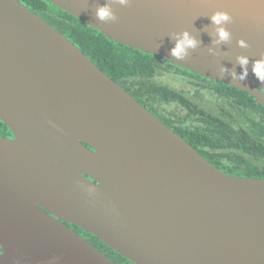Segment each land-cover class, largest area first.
I'll return each mask as SVG.
<instances>
[{
  "label": "water",
  "instance_id": "1",
  "mask_svg": "<svg viewBox=\"0 0 264 264\" xmlns=\"http://www.w3.org/2000/svg\"><path fill=\"white\" fill-rule=\"evenodd\" d=\"M46 1L264 105V0H130L115 21L112 0ZM0 119V264H117L65 222L135 264H264V177L214 165L20 0H0Z\"/></svg>",
  "mask_w": 264,
  "mask_h": 264
},
{
  "label": "trees",
  "instance_id": "2",
  "mask_svg": "<svg viewBox=\"0 0 264 264\" xmlns=\"http://www.w3.org/2000/svg\"><path fill=\"white\" fill-rule=\"evenodd\" d=\"M20 1L64 33L124 89L135 91L142 103L214 165L237 175L264 177V105L253 95L115 41L49 1ZM176 69L194 86L176 88L163 80L164 74L177 73ZM7 131L0 119V134ZM76 228L115 263L135 264L94 234Z\"/></svg>",
  "mask_w": 264,
  "mask_h": 264
},
{
  "label": "clouds",
  "instance_id": "3",
  "mask_svg": "<svg viewBox=\"0 0 264 264\" xmlns=\"http://www.w3.org/2000/svg\"><path fill=\"white\" fill-rule=\"evenodd\" d=\"M130 0H112L111 3L106 4L104 6L98 7L96 10V18L100 21H115L117 19L114 11H113V4H119L122 6L128 5ZM212 22L216 25H222L230 20V16L225 12H217L212 17ZM218 37L221 41H226L230 38V33L224 28L219 27L217 29ZM196 40L194 38H191L187 32L183 34V38L180 39L175 47L171 50V54L174 57H182L185 53L186 49L189 47H195ZM242 46H247L244 42H241ZM239 62L242 66H246L248 64L247 57L241 56L238 58ZM264 57H262L260 60H257L253 64V72L257 76V78L264 82ZM247 75L246 67L245 71L241 75V79H244Z\"/></svg>",
  "mask_w": 264,
  "mask_h": 264
},
{
  "label": "rangeland",
  "instance_id": "4",
  "mask_svg": "<svg viewBox=\"0 0 264 264\" xmlns=\"http://www.w3.org/2000/svg\"><path fill=\"white\" fill-rule=\"evenodd\" d=\"M177 73L171 74V73H166L163 75V80L167 81L168 84L172 87L176 88H181V87H189V86H194V84H189L187 80L189 81L188 76H184L185 73L182 70L176 69ZM165 81V82H166Z\"/></svg>",
  "mask_w": 264,
  "mask_h": 264
},
{
  "label": "flooded vegetation",
  "instance_id": "5",
  "mask_svg": "<svg viewBox=\"0 0 264 264\" xmlns=\"http://www.w3.org/2000/svg\"><path fill=\"white\" fill-rule=\"evenodd\" d=\"M204 77V76H203ZM205 78H207V77H205ZM210 80H212V79H209L208 78V81L209 82H212V81H210ZM204 81V80H203ZM216 81V80H215ZM125 90H127V89H125ZM132 96H134L139 102H141L140 101V99L137 97V95H136V92L135 91H132V90H127ZM204 92L205 91H207L206 89H204L203 90ZM142 103V102H141ZM143 105H145L150 111H152L155 115H157L162 121H163V119L160 117V115L156 112V111H154V109L152 108V107H150L148 104H145V103H142ZM165 122V121H164ZM166 123V122H165ZM167 124V123H166ZM168 125V124H167ZM171 127V126H170ZM4 136H7V137H13V134H12V132L11 131H7V133H6V135H4ZM67 225H69L72 229H74L75 231H77V232H79L80 234H82L83 236H85L84 235V233H82L81 231H79L77 228H76V226H74L73 224H69V223H67V222H65ZM1 249V248H0Z\"/></svg>",
  "mask_w": 264,
  "mask_h": 264
}]
</instances>
